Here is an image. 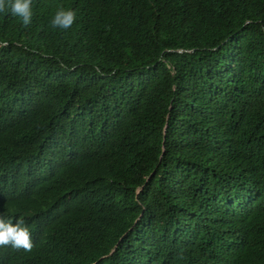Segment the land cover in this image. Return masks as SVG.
Returning <instances> with one entry per match:
<instances>
[{
	"label": "trees",
	"instance_id": "1",
	"mask_svg": "<svg viewBox=\"0 0 264 264\" xmlns=\"http://www.w3.org/2000/svg\"><path fill=\"white\" fill-rule=\"evenodd\" d=\"M33 4L0 13V214L34 248L0 264H264V0Z\"/></svg>",
	"mask_w": 264,
	"mask_h": 264
},
{
	"label": "clouds",
	"instance_id": "2",
	"mask_svg": "<svg viewBox=\"0 0 264 264\" xmlns=\"http://www.w3.org/2000/svg\"><path fill=\"white\" fill-rule=\"evenodd\" d=\"M33 0H0V13H10L11 16L19 18L24 27L32 24ZM77 20V11L73 9L65 10L63 6L56 11L50 21L52 29L67 31ZM10 247L16 251L23 250L31 252L34 248L32 232L23 216L19 217L15 223L5 214H0V248Z\"/></svg>",
	"mask_w": 264,
	"mask_h": 264
}]
</instances>
